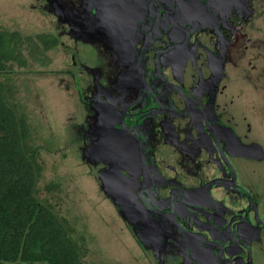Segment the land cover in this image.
<instances>
[{"label":"flooded vegetation","instance_id":"af4514ba","mask_svg":"<svg viewBox=\"0 0 264 264\" xmlns=\"http://www.w3.org/2000/svg\"><path fill=\"white\" fill-rule=\"evenodd\" d=\"M40 7L71 54L81 160L128 180L134 203L121 185L112 204L144 255L166 242L186 264H264V0Z\"/></svg>","mask_w":264,"mask_h":264},{"label":"rangeland","instance_id":"374dc122","mask_svg":"<svg viewBox=\"0 0 264 264\" xmlns=\"http://www.w3.org/2000/svg\"><path fill=\"white\" fill-rule=\"evenodd\" d=\"M41 2L0 0V29L32 38L22 50L27 65L13 63L9 76L33 127V146L39 148L43 173L36 187L37 198L52 206L87 264H186L183 253L173 252L166 242L162 250L151 249L147 258L94 172L83 164L80 130L74 123L76 119L81 122L80 106L67 91L71 54L62 45L44 52L37 41V34L58 31L54 17L41 9ZM61 41L69 44L66 37ZM86 53L88 67L100 72L103 60L91 47ZM85 56L77 54V60L81 63ZM75 77L81 78L77 73Z\"/></svg>","mask_w":264,"mask_h":264},{"label":"trees","instance_id":"16d2710c","mask_svg":"<svg viewBox=\"0 0 264 264\" xmlns=\"http://www.w3.org/2000/svg\"><path fill=\"white\" fill-rule=\"evenodd\" d=\"M36 39L44 52L58 45L50 34ZM30 42L18 31L0 29V264H87L70 230L36 195L43 173L39 148L9 76L13 63L27 65L22 50Z\"/></svg>","mask_w":264,"mask_h":264},{"label":"water","instance_id":"95a60500","mask_svg":"<svg viewBox=\"0 0 264 264\" xmlns=\"http://www.w3.org/2000/svg\"><path fill=\"white\" fill-rule=\"evenodd\" d=\"M106 150H105V147L103 145L101 146V144H100V145L96 146L95 152L104 153V154L108 155L107 154L108 150L107 151ZM117 170L118 169H116V172H113V176L114 177L112 176L113 178L111 177L110 180L106 181L103 178H101V180H100V178H97L99 180L102 188H103V191L107 194L108 199H110V201H112L113 204H116L115 203V201H116L115 200V197H116L115 194H117V192L120 189L121 185H123V187H125L124 190H122L123 194H124L123 197H124L125 201L127 200L128 202L127 201L126 202L130 203V204L134 203V201L132 199V197L134 198V194H133V191H132V189L130 187V184H129L128 180L127 181H126V179L122 180L120 175H119L120 177L117 176L118 174H120L119 172L117 173ZM184 237H185V235H184Z\"/></svg>","mask_w":264,"mask_h":264}]
</instances>
